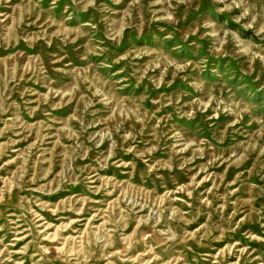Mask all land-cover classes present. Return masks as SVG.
Instances as JSON below:
<instances>
[{
	"label": "rangeland",
	"instance_id": "rangeland-1",
	"mask_svg": "<svg viewBox=\"0 0 264 264\" xmlns=\"http://www.w3.org/2000/svg\"><path fill=\"white\" fill-rule=\"evenodd\" d=\"M0 264H264V0H0Z\"/></svg>",
	"mask_w": 264,
	"mask_h": 264
}]
</instances>
